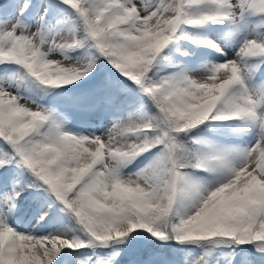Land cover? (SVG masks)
I'll return each mask as SVG.
<instances>
[{"label": "snow or ice", "instance_id": "6c2138e0", "mask_svg": "<svg viewBox=\"0 0 264 264\" xmlns=\"http://www.w3.org/2000/svg\"><path fill=\"white\" fill-rule=\"evenodd\" d=\"M0 264H264V0H0Z\"/></svg>", "mask_w": 264, "mask_h": 264}]
</instances>
